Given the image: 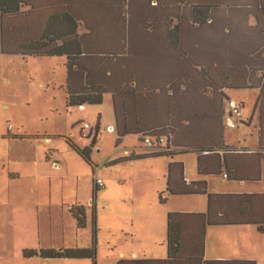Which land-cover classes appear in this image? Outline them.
<instances>
[{"label": "trees", "instance_id": "trees-1", "mask_svg": "<svg viewBox=\"0 0 264 264\" xmlns=\"http://www.w3.org/2000/svg\"><path fill=\"white\" fill-rule=\"evenodd\" d=\"M0 54L63 57L67 109L101 105L110 94L117 142L129 135L162 138L164 151L148 156L196 154L199 179L187 183L183 164L171 161L165 193L205 196L206 212L167 214L164 260L117 264H255L204 260V238L208 227L219 226H252L264 234V194H214L204 178H261L264 0H0ZM247 88L258 91L255 151L223 139L227 92ZM96 134L89 148L68 141L89 166ZM69 212L84 228L83 208ZM48 256L94 263L95 249Z\"/></svg>", "mask_w": 264, "mask_h": 264}, {"label": "rangeland", "instance_id": "rangeland-1", "mask_svg": "<svg viewBox=\"0 0 264 264\" xmlns=\"http://www.w3.org/2000/svg\"><path fill=\"white\" fill-rule=\"evenodd\" d=\"M64 63L63 57L0 54V264H115L117 253L123 250L128 258L130 249L141 256L144 251L148 258L165 257L167 214L189 209L188 200L194 201L193 209L206 208L205 196L165 193L171 161L183 164L185 178L199 179L196 154L187 152L172 160L148 156L164 150H150L138 135L117 142L110 94L103 95L101 105L67 109ZM257 95L249 88L227 92L228 99L242 105V116L239 121L232 117L237 124L231 127L224 111L226 146L257 148V119L252 116ZM84 124L92 133L81 130ZM94 131L89 166L68 141L79 149L89 148ZM130 157L134 159L124 160ZM96 179L103 187L94 193ZM204 180L214 194H264V175L254 183L221 176ZM79 207L86 220L80 229L69 212ZM220 238L230 241L228 235ZM91 246L94 263L48 256L51 251Z\"/></svg>", "mask_w": 264, "mask_h": 264}, {"label": "crops", "instance_id": "crops-1", "mask_svg": "<svg viewBox=\"0 0 264 264\" xmlns=\"http://www.w3.org/2000/svg\"><path fill=\"white\" fill-rule=\"evenodd\" d=\"M256 119H257V114ZM253 115V116H254ZM251 118L249 119V124ZM257 129V128H256ZM258 148V145H257ZM257 148L255 150H257ZM244 150V149H238ZM247 150V151H255ZM185 174V170H184ZM264 175V168L262 171V176ZM198 177V176H197ZM260 178V180H261ZM186 182L193 181L192 179L185 178ZM198 180V179H197ZM259 180V181H260ZM258 181V182H259ZM242 183H254V182H242ZM233 194V193H232ZM189 197V196H187ZM189 209H180L178 213H205L206 208H196L193 209L192 200H188ZM225 229V230H222ZM228 235L229 242L225 243L220 236ZM166 249V248H165ZM130 249L127 253L130 252L128 258L125 257V251L120 250L114 263L117 264L118 261H149V260H164L165 257L158 258H148L145 257L146 253L140 255V251H135ZM139 252V253H138ZM204 260L206 261H253L255 264H264V234H260L252 226L247 227H208L206 229L205 238H204Z\"/></svg>", "mask_w": 264, "mask_h": 264}, {"label": "built area", "instance_id": "built-area-1", "mask_svg": "<svg viewBox=\"0 0 264 264\" xmlns=\"http://www.w3.org/2000/svg\"><path fill=\"white\" fill-rule=\"evenodd\" d=\"M79 109H83V107H80ZM225 113H227V122L231 127L236 126L237 122L232 120V117L235 118V120H241V116H242V105L238 104L235 100L233 99H229L227 104H226V109H225ZM112 131V128H110ZM82 131L87 130L88 133H92V128L87 125L84 124L82 129ZM93 134H95V131L93 132ZM143 142L145 143V145L152 151H162L164 150L163 147V143H164V139L160 138L156 141L152 140L149 137H145L143 139ZM226 175L223 174L222 177H225ZM95 186L97 188H102L103 187V183L100 179H96L95 180Z\"/></svg>", "mask_w": 264, "mask_h": 264}]
</instances>
